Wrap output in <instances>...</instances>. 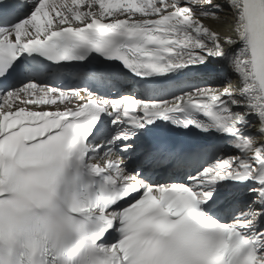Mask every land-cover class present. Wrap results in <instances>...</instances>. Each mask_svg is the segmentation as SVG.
Listing matches in <instances>:
<instances>
[{"label": "snow or ice", "instance_id": "snow-or-ice-1", "mask_svg": "<svg viewBox=\"0 0 264 264\" xmlns=\"http://www.w3.org/2000/svg\"><path fill=\"white\" fill-rule=\"evenodd\" d=\"M0 264H264V0H0Z\"/></svg>", "mask_w": 264, "mask_h": 264}, {"label": "bare ground", "instance_id": "bare-ground-1", "mask_svg": "<svg viewBox=\"0 0 264 264\" xmlns=\"http://www.w3.org/2000/svg\"><path fill=\"white\" fill-rule=\"evenodd\" d=\"M213 27H217L220 30H226V26H222V25L213 24Z\"/></svg>", "mask_w": 264, "mask_h": 264}]
</instances>
